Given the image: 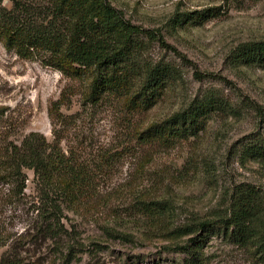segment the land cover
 <instances>
[{
    "label": "rangeland",
    "instance_id": "1",
    "mask_svg": "<svg viewBox=\"0 0 264 264\" xmlns=\"http://www.w3.org/2000/svg\"><path fill=\"white\" fill-rule=\"evenodd\" d=\"M14 1L0 4L12 10L16 3L19 14L25 10L28 17L45 6L43 0ZM108 1L173 47L141 37L145 61L174 67L178 78L147 114H129L114 100L84 106L87 81L21 59L0 43L1 131L18 144L30 133L52 141L50 105L64 92L61 112L69 119L61 145L91 164L94 181L79 206L67 208L54 198L60 220L55 233L50 218L43 217L46 202L39 201L32 171H26L27 188L19 199L0 179V261L183 264V253L164 247L184 245L190 237L185 229L200 221L228 216L239 186L249 184L264 194V161L242 157L249 135H264V69L235 59L242 44L264 40V0ZM209 8H219V16L198 23L182 16ZM209 95L227 107L211 114L197 136L171 146L136 138V129ZM253 252L215 237L204 248L205 264H261Z\"/></svg>",
    "mask_w": 264,
    "mask_h": 264
},
{
    "label": "trees",
    "instance_id": "2",
    "mask_svg": "<svg viewBox=\"0 0 264 264\" xmlns=\"http://www.w3.org/2000/svg\"><path fill=\"white\" fill-rule=\"evenodd\" d=\"M43 1L45 6L40 8L39 15L32 17L25 10L19 14L16 3L12 10L0 4V43L7 50L21 59L37 60L65 77L87 81L84 106L114 100L129 114H147L164 99L169 84L178 78L177 71L161 63H147L141 39L146 37L173 48L161 36L134 25L108 0ZM219 14V8H209L182 16L198 23ZM177 54L183 63L187 62ZM235 59L240 64L264 69V40L242 44ZM66 101L62 92L50 105L52 141L40 133H30L18 144L9 140V133H3L0 127V179L9 185L10 195L19 199L27 188L26 171H32L39 201L46 202L43 217L50 218L49 225L53 226L46 231L55 233L60 220L54 198L72 208L79 206L94 187L91 164L72 157L61 145L62 128L69 119L61 112ZM226 107L222 100L209 95L162 121L136 129L135 136L144 143L171 146L197 136L206 119ZM253 108L260 111L257 105ZM1 116L0 113V123ZM248 138L242 157L264 161V135L257 132ZM184 234L190 236L184 245L164 247L169 252L183 253V264H205L204 248L215 237L252 249L258 262L264 264V194L249 184L241 185L234 193L228 216L218 221H200L196 227L185 229ZM0 264L24 263L7 258Z\"/></svg>",
    "mask_w": 264,
    "mask_h": 264
}]
</instances>
